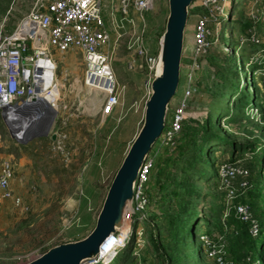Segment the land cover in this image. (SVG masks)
<instances>
[{
    "label": "rangeland",
    "instance_id": "1",
    "mask_svg": "<svg viewBox=\"0 0 264 264\" xmlns=\"http://www.w3.org/2000/svg\"><path fill=\"white\" fill-rule=\"evenodd\" d=\"M32 2L33 0H0V40L9 35L25 17ZM104 10L102 16H107L109 11ZM224 10V13L217 14L210 23L212 46L206 63L194 75V81L200 86L199 91L188 100V120H194L192 126H204L208 121L218 131L214 143L221 144L208 152L210 164L203 166L205 175L198 180V194L193 198L197 213L194 214V219L196 215L199 216L194 222V234L190 238L193 264H214L213 260L207 258L200 236L207 232L206 222H211L210 206L219 203L214 197L217 179L213 172L216 164L230 158L231 150L227 144H264V119L260 109L254 107L249 112L241 110L236 103L238 94H222L225 90L222 85L225 84L229 89L230 83L234 81L232 73L236 72L240 90L253 97L251 88L255 83L256 95L264 99V3L234 0ZM198 12L205 14L203 9ZM129 13L138 20L136 32L144 29L143 42L147 52L157 54L168 16L167 0H153L152 8L141 17L132 9ZM193 16L194 13L188 11L185 36L186 52L190 59H181L186 67L191 65L193 53ZM246 23L251 26L242 29V25ZM107 29L110 30L109 27ZM248 29L252 30L255 40L258 41L254 45L250 36L245 34ZM114 43L115 35L111 34L110 48L114 47ZM115 45L111 68L123 90L117 106L109 116L100 114L99 105L83 86L85 64L81 52L70 49L60 53L51 49L50 58L57 67L56 84L54 82L49 87L45 82L42 91L34 98L38 99V103L46 100L57 112L49 134L33 137L25 142L23 139L17 140L12 135L7 119L0 117V163L7 160L13 166L11 189L21 202L19 207L11 202L0 203V264L26 263L50 248L84 238L94 227L113 176L141 128L145 103L150 96L151 81L143 63L137 60L138 67L128 69V62L137 57L129 28ZM255 67L260 69L254 70ZM217 68L221 69V77H217ZM225 68L228 69L227 72ZM184 80L185 73L182 69L172 103L179 97ZM206 88L217 90L219 94L210 98ZM236 113L248 118L232 121V115ZM169 119L167 115V123ZM64 120L66 137L60 140L70 152L68 162L55 152L60 145L59 138L51 139L59 123ZM19 132L25 134L26 131L23 129ZM159 142H156L150 154L153 159L155 149L158 152L163 150ZM223 144L226 146L222 147ZM250 155V152L246 153L244 159L238 161L245 165ZM175 162L171 173L176 175L184 158L178 160L175 157ZM153 176L152 173L151 177ZM261 188L262 208L255 214L259 219H264V181ZM172 206L176 204L173 203ZM150 211L156 217L160 215L158 204H148L142 214L145 215L143 219L146 224L161 228L165 221L158 217L150 221ZM134 216L128 208L124 219L126 225L115 233L118 242L121 241L112 254L105 258L111 260V256L114 257L119 252L110 264H143L144 250L148 245L144 244L142 247L140 236L132 252L126 250L128 239L133 234ZM210 226L214 227L212 222ZM212 234L216 236L218 232L213 230ZM263 239L264 232L255 239L256 245L259 246ZM199 249H202V254L198 252Z\"/></svg>",
    "mask_w": 264,
    "mask_h": 264
},
{
    "label": "built area",
    "instance_id": "2",
    "mask_svg": "<svg viewBox=\"0 0 264 264\" xmlns=\"http://www.w3.org/2000/svg\"><path fill=\"white\" fill-rule=\"evenodd\" d=\"M254 2L262 4L264 0ZM233 3L234 0H193L188 9L194 13L191 65L186 67L184 86L179 97L175 103H172V100L169 103L166 116L169 115L170 119L167 123L165 116L166 125L159 138L161 148H166L169 152L175 149L182 124L188 119V100L197 90L194 75L203 63H206L205 57L212 44L210 23L217 14L224 13V9ZM152 5L153 0H119L120 20L114 26L116 34L114 47L127 27L130 29L133 47L136 46L137 57L128 62V69L137 68V60H140L148 72L150 81L159 74L160 50L154 55L147 52L143 42L144 29L136 32L137 22L129 16V11L132 9L141 17L152 8ZM200 9L205 11L204 15L198 12ZM246 36H250L253 44L258 42L251 29H248ZM244 38L241 39L245 40ZM110 40L100 0H33L31 9L25 17L9 35L0 40V117L9 122L16 117L17 107L31 103L35 95L40 93L41 85L46 82L50 66L52 85L54 82L56 84L57 67L51 61V49L60 53L70 49H78L81 52L85 64L83 86L99 105L100 114L109 116L117 106L123 90L119 87L111 68L114 47L110 48ZM185 50L184 43L183 52ZM65 127L66 120L59 123V127L53 133L59 140L66 137ZM56 150L55 152L59 153L65 162L69 161L70 152L63 145V141L60 140ZM153 166L154 159L149 155L134 185L133 200L129 207L131 213H143L148 207L146 186ZM13 173V166L9 161L4 160L0 163V203L11 202L15 207H19L20 198L14 196L11 189ZM217 174L218 190L223 194L224 200L222 220L225 221L232 215L234 219L247 226L249 236L255 240L264 229V219H259L247 204L235 203L248 188V172L245 166L240 161L224 162L219 165ZM216 237V240H213L207 234L200 236L207 258L213 260L214 264H232L225 258L227 246L225 237L222 235ZM107 239L108 246L105 252H99L95 260L84 264H109L113 260L116 255L111 256V260L105 258L112 254L121 240L118 242L116 234Z\"/></svg>",
    "mask_w": 264,
    "mask_h": 264
},
{
    "label": "trees",
    "instance_id": "3",
    "mask_svg": "<svg viewBox=\"0 0 264 264\" xmlns=\"http://www.w3.org/2000/svg\"><path fill=\"white\" fill-rule=\"evenodd\" d=\"M250 26L251 24L246 23L242 25V29L249 28ZM256 67L254 70L260 69ZM227 70L225 68L226 72ZM220 71V68H217L215 71L216 74L218 73L217 77H221ZM235 73H232L234 81L230 83L229 89L226 88L225 84L222 85L225 88L222 94H238L236 103L241 107V110L244 109L249 112L254 107H258L262 114V119H264V99H260L256 95L255 83L251 88L254 94L252 97L251 94H245L244 91L240 90V82ZM195 86L197 90L194 95L198 93L200 87L198 82H195ZM206 91L209 93L208 96L210 98L219 94L217 90H213L212 88H206ZM232 116L231 120L235 122L241 121L245 117L248 118V116H241L237 113ZM187 120L182 124L176 141V147L172 152H169L166 148H163L162 152H158L155 149L154 166L150 177L152 173L154 176L151 177L152 179L149 178L146 186L148 204H158L161 214L157 217L161 221L164 220L165 224L161 228H154L146 224V221L143 219L145 217L144 214L136 213L134 216L133 234L128 239L126 250L132 252V249L136 247L137 238L140 236L142 247L144 244L148 245L144 250L143 264H193L190 253V238L194 234V222L199 218L196 215V219H194V214L197 213L193 205V198H196L198 194V180L205 175L203 166L210 164L208 152L221 144L214 143L218 131L208 121L204 126H192L194 120ZM227 145L231 150L230 158L216 164L215 171L212 169L217 179L214 197L218 199L219 203L216 206H210L209 211L212 213L211 222L214 227L211 228V222L207 221L208 228L206 234L213 238V240H216L217 235L225 237L227 242L225 258L227 261L231 259L232 261L230 262L232 264H264V239L257 246L255 240L249 236L245 224L234 219L232 215L225 221L222 220L224 200L223 194L218 190L217 174L220 164L244 159L246 153L250 152L251 157L244 165L248 172V188L243 196L235 200V203L242 202L247 204L254 214L260 211L262 208L260 195L263 193L261 183L264 181V144L262 145L257 142L256 144L249 145L230 142ZM223 146H226V144H223ZM175 157H178V160L179 158H184V162L179 165V172L176 175L171 173V167L173 168L176 165ZM212 162L215 163V161ZM190 171L193 172L190 173ZM194 176L196 179H193ZM173 203L176 206L173 207ZM149 215L151 217L150 221L157 219L151 211ZM213 230L218 232L216 236L212 234ZM262 232H264V229ZM201 251L202 249L198 250L202 254Z\"/></svg>",
    "mask_w": 264,
    "mask_h": 264
},
{
    "label": "water",
    "instance_id": "4",
    "mask_svg": "<svg viewBox=\"0 0 264 264\" xmlns=\"http://www.w3.org/2000/svg\"><path fill=\"white\" fill-rule=\"evenodd\" d=\"M168 16L160 39V68L158 76L150 82V96L145 103L143 122L131 142L119 168L107 189L93 230L84 238L50 248L23 264H84L95 260L105 240L123 228L127 209L133 200L137 176L146 158L151 154L165 128V116L170 101L176 95L183 55L188 9L193 0H167ZM46 83L52 84V67ZM21 108L25 109L22 110ZM16 120L28 119V129L22 137L11 126L13 137L28 141L47 136L54 123L56 110L46 100L25 104L16 109ZM32 115H34L32 117ZM21 121V120H20ZM52 134L51 139H55Z\"/></svg>",
    "mask_w": 264,
    "mask_h": 264
},
{
    "label": "crops",
    "instance_id": "5",
    "mask_svg": "<svg viewBox=\"0 0 264 264\" xmlns=\"http://www.w3.org/2000/svg\"><path fill=\"white\" fill-rule=\"evenodd\" d=\"M100 6L105 11H109L108 15L104 16L103 15V18H104V21H105V26H106V29L109 27L110 30H108V32L110 33V37H111V34L113 35H116L115 34V24L116 22H118L120 20V13H119V0H100ZM131 18L134 19V17L132 15H129ZM135 20V19H134ZM136 22H138V20H135ZM188 27V26H187ZM125 30H128V27L125 29ZM186 44V39H185V42ZM190 59V55L189 53L186 52V50L183 52V55H182V59ZM183 69V72L186 73V65L183 63H181V70ZM198 73V72H197ZM195 73V75L197 74Z\"/></svg>",
    "mask_w": 264,
    "mask_h": 264
},
{
    "label": "bare ground",
    "instance_id": "6",
    "mask_svg": "<svg viewBox=\"0 0 264 264\" xmlns=\"http://www.w3.org/2000/svg\"><path fill=\"white\" fill-rule=\"evenodd\" d=\"M45 86V83L44 84H42L41 85V91H42V88ZM40 91V92H41ZM38 94V93H37ZM37 94L35 95V97L37 96ZM34 97V98H35ZM32 99L33 100V102H34V104H37L38 103V99ZM40 103V102H39ZM38 103V104H39ZM50 106H51V104L49 103V102H47ZM95 110V109H94ZM34 115H32V117H33ZM13 119H14V121L11 119V121H9L8 123L11 125V126H13L14 128H15V132H16V134H17V136H20V137H22V134H23V132H19V131H22L23 129H25V131L28 129V119H26V118H20L19 120L17 119L16 120V117H13ZM21 120V121H20ZM18 123H20V124H18ZM126 225V223L124 222V224H123V227ZM109 238V237H108ZM107 246H108V239L106 240V242L103 244V246H102V248L100 249V252L101 253H104L105 252V250H106V248H107ZM109 253V252H108Z\"/></svg>",
    "mask_w": 264,
    "mask_h": 264
}]
</instances>
